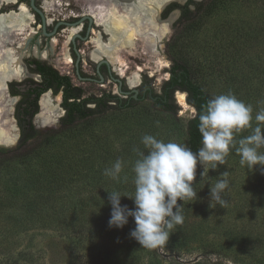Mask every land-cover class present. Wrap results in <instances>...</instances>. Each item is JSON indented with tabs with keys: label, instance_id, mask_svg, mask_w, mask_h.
<instances>
[{
	"label": "rangeland",
	"instance_id": "1",
	"mask_svg": "<svg viewBox=\"0 0 264 264\" xmlns=\"http://www.w3.org/2000/svg\"><path fill=\"white\" fill-rule=\"evenodd\" d=\"M43 1L39 0L40 4ZM54 1L57 3V11L48 14L43 12L49 17V21L52 18L55 21L61 20L65 13H77L75 9L89 14L95 4L94 0H78L79 4L75 3L77 0ZM1 3L3 5L0 13L14 9L12 3ZM20 6L14 10L19 12ZM5 8H8L7 12H3ZM25 21L27 27L23 30L24 34H20L22 39L14 46V50L17 53L22 52L27 67V59L32 57L46 61L60 73L69 75L76 85L84 89L85 96L100 95L104 90L113 94L119 93L118 84L111 79L103 82L82 81L75 75L73 59L70 62L66 60V53L71 54L66 45L68 37L74 34H71V28H60L50 37L47 33L52 31L53 25L45 24L43 33L42 25L34 14L26 17ZM171 31L167 36L169 39L166 37L159 46H148L149 55L145 49L146 45H150L145 41L146 34H138L131 47L121 50V63H113L114 68L118 72L120 67L125 69L126 76L123 78L127 82L134 74L140 75L141 80L146 76L154 90L159 93L163 83L170 77L169 69L173 60L188 62L197 72L193 75L194 80L212 97L231 91L240 100L253 105L252 122L256 124L254 117L261 108V104H258L260 98L257 96L264 95V0L217 2L193 22L172 34ZM90 35L95 36L92 33ZM175 42L177 44L174 46ZM94 44L90 38L76 42L82 56V69L93 76L95 72L91 53L95 49ZM0 65L3 66L1 73L8 71L6 61L0 62ZM29 71L36 77L34 74L37 73L30 68ZM29 77L11 79L8 82H22L19 88L24 91L28 87L24 81ZM33 77L36 81L40 80L39 77ZM141 83L138 80L133 87L136 88ZM177 92L185 94L184 104L178 101ZM0 96V113L5 120L0 127L4 130L6 128L5 131L12 134L10 136H16L14 143L4 146L14 149L18 146L19 139L14 111L21 95H11L7 87ZM41 99H44L45 109L42 108ZM174 101L178 106L176 115L160 110L146 97L136 101L132 107L112 108L85 120H78L69 129L63 130L62 134L59 133L61 135L58 137L64 136L62 138L66 145L60 150H66V153L75 152L78 159L76 178L72 184L79 189L77 197L74 202L69 197H64L65 206L59 219L46 217L50 225L43 222L45 225L42 226L38 222L20 228L15 222L14 212L21 215L17 207L0 210V264H264V251L254 244H257L259 237H264V166L257 165L255 169L248 170L247 166L240 165V158H226L225 165L210 170L203 180L200 176L202 168L198 165L199 183L195 189L197 198L185 203L178 201L182 206L184 203V223L171 230L169 240L164 245L151 250L142 248L130 237V231L135 227L131 217L123 229L109 227L112 206L108 200V191L116 190L121 195H134V173L131 169L138 157L133 148L139 147L147 151L140 142L141 137L151 134L164 142L187 145V121L196 111L187 102L186 93L183 91L174 93ZM60 102L61 92L55 95L47 91L41 95L40 110L34 117L39 135L43 136L61 128L64 112L62 110L59 113ZM50 109L54 116L47 118L44 112ZM41 137L18 148L20 153L36 149L30 154L32 162L40 160L42 156L47 159L55 157V148L44 154L45 150L39 149ZM234 138L237 140L238 136L235 135ZM261 153L264 154V148ZM87 157L94 159L91 174L86 170ZM28 158L29 156L21 161L25 162ZM117 158L125 161L122 175L128 176L127 183H117L103 175L104 168ZM17 161L19 160L14 163ZM65 166L70 168L68 164ZM16 171H0V189L18 188ZM225 171L229 173L227 178L230 182L224 194L228 203L222 207L213 202L210 207L211 183L222 179L220 174ZM34 194L33 191L32 196ZM1 196L7 203V192H2ZM76 204L82 207L93 206L92 209L95 210L91 211L89 208L86 216L80 218ZM121 204L134 208V201L128 197H122ZM71 207L75 208L76 214L69 211ZM98 214L103 216L97 221L94 217ZM87 218H93L96 222L88 221L90 224L87 225Z\"/></svg>",
	"mask_w": 264,
	"mask_h": 264
},
{
	"label": "trees",
	"instance_id": "2",
	"mask_svg": "<svg viewBox=\"0 0 264 264\" xmlns=\"http://www.w3.org/2000/svg\"><path fill=\"white\" fill-rule=\"evenodd\" d=\"M211 9H213V7ZM36 16L39 18L37 13ZM196 19L197 18L194 20ZM173 43L174 42L171 44L173 45ZM176 44L177 42H175L174 46ZM27 64L31 71L40 75V80L36 81L32 78L26 79L24 83L28 84V87L24 91L19 88L22 82H8L11 95H21L14 111V117L19 128V139L18 146L14 149L0 147V171L8 169L14 172V170H17L15 174L19 183L18 188L9 187L8 189H0V210L6 209V207H17V209L21 211V215L18 216L14 212L16 216L15 222L20 228L29 223L38 224V222H40L42 226L45 225L43 222H48L47 224L50 225L46 217L59 219L61 210H64L63 207L65 206L63 202L64 197H69L71 202H74L77 197L79 189H76L72 184L74 183V178H76V162L78 159L75 152L66 153V150H60L63 145H66L65 139L62 138L64 136L58 137V135H61L63 130L66 131L69 129L78 120H85L112 108H129L138 101L132 96L129 98H122L117 94L105 90L100 95L91 94L85 96L84 89L81 86L76 85L69 75L60 73L50 63L40 59L30 58L27 60ZM169 72L170 77L163 83L161 93L157 94L153 92L152 94L146 95V97H149L153 101L155 107L176 115L178 106L174 101V93L177 90L186 93L187 102L194 107L196 111L194 116L187 121L186 144L193 151H196L201 147V135L197 129V124L199 122L198 116L202 106L212 98V95L206 91L200 83L194 80L193 75L197 72L188 62L178 59L173 60ZM75 75L77 77L79 75L84 77L85 74L79 71V74L77 73ZM144 81L145 83L148 82L146 76ZM47 91H51L55 95L61 92L60 105L64 109V115L61 117L60 129L52 130L48 134L45 133L42 136L39 135L34 124V117L40 110L39 99L41 95ZM257 97L260 98V101L264 100V95H258ZM261 107H264V105H261ZM252 126L254 128L256 124L252 122ZM262 132H264V128H262ZM249 134H251V129H246L236 135L239 139ZM37 137H41L39 149L45 150L43 154L48 151L51 152L53 148H55L53 150V154H55L54 158L47 159L42 156L40 160L32 162L30 154L33 151L35 152L36 149L20 153L18 148ZM238 139L236 141H238ZM262 149L263 148L259 151L261 152ZM27 156H29L28 160L25 162L21 161ZM229 157L240 158L236 154L234 148H230L229 155L226 158ZM16 160L19 161L14 163ZM86 160L88 161V169L86 170L87 173H90L92 163L94 164V159L92 160L87 157ZM66 164L70 167L69 169L66 168ZM198 183L199 177L197 174L196 180L193 182L194 191L198 187ZM30 191H32V193H30ZM33 191L35 192L34 196H32ZM114 191L116 192V190ZM2 192H7V203L3 201L1 196ZM76 206V211H80V218L86 216L85 214L89 208L91 211L95 210L92 209L93 206L82 207L77 204ZM69 211L76 214L74 207H71ZM102 216L103 215L98 214L94 218L98 221L102 219ZM96 220L87 218V225L90 224L89 222H96ZM53 221L56 220H52V222ZM263 238L264 237H259L256 241L257 244H254L261 247V250L264 251Z\"/></svg>",
	"mask_w": 264,
	"mask_h": 264
},
{
	"label": "clouds",
	"instance_id": "3",
	"mask_svg": "<svg viewBox=\"0 0 264 264\" xmlns=\"http://www.w3.org/2000/svg\"><path fill=\"white\" fill-rule=\"evenodd\" d=\"M258 104L264 105V100ZM254 119L256 126L253 128V105L229 91L210 98L202 106L197 124L201 147L196 151L185 144L164 142L151 134H144L140 142L147 151L133 148L138 157L131 169L134 195L108 191L112 206L109 227L123 229L131 217L135 227L130 231V237L142 248L151 250L164 245L171 230L184 223V203L197 198L193 182L198 165L202 168L200 176L203 180L210 170L227 163L230 148H234L241 166H247L248 170L257 165L264 166V154L259 151L264 148V107ZM246 129H251V134L236 141L235 135ZM124 168L125 161L117 158L104 168L103 175L117 183H127L128 176L122 175ZM228 175L225 171L220 174L222 179L211 183L210 207L213 202L222 207L228 203L224 196L230 184ZM122 197L132 199L134 208L122 205ZM178 201H183V206Z\"/></svg>",
	"mask_w": 264,
	"mask_h": 264
},
{
	"label": "bare ground",
	"instance_id": "4",
	"mask_svg": "<svg viewBox=\"0 0 264 264\" xmlns=\"http://www.w3.org/2000/svg\"><path fill=\"white\" fill-rule=\"evenodd\" d=\"M2 1L3 0H0V6ZM109 1H112V4H114L112 8L104 6L98 0H94L95 4L92 5L93 8L89 11V13L94 15L97 18V21L103 25L105 32L109 36L108 40L102 39V36L99 33L92 37L91 40L95 43V49L92 51L91 55L95 60L98 59L101 55H106L114 61L113 63H121V60L119 58L121 50L125 47H131L134 44L138 34H143L145 31H148L150 29H152L150 35L145 38V41L149 42L150 44L145 46L146 53L148 55L150 53L148 51V46L152 48L155 45L162 44V42H164L165 39L168 38L167 36L171 31L169 29V25L174 19V15H172L167 21L161 22L159 21V14L164 5L169 0ZM116 2H120L123 6H125L127 11L118 12L115 6ZM75 3L79 4V1L77 0L75 1ZM19 10V12L12 10L7 13H0V62L6 61L8 67L7 72L1 73V68L3 66L0 65V93H5L8 87L7 83L9 80L23 79L25 76L30 75L23 61L22 52H15L16 49L14 50V46L18 44L19 41H21L22 38L20 34H24L23 30H25L27 27L25 21L26 17H29L31 15L33 16V14L24 4L20 6ZM44 11L47 14L56 12L57 3L54 0L52 2H49V0H47L45 2ZM78 30V28H71L70 32L72 34L76 33ZM69 38L70 37H68V39ZM4 45H7V47L5 48ZM8 57L10 58V60H8ZM66 60L69 62L72 61V57L68 52L66 53ZM119 74L121 76H126L125 69L120 67ZM138 80H140L138 74L130 76L128 78L130 87L135 86ZM177 97L180 103H185L184 93L177 92ZM1 100L2 99L0 96V102ZM42 106L43 109L46 108L44 99L42 100ZM58 109L60 113L62 111L61 107H59ZM52 113L53 111L51 109L44 112L46 117L48 116L47 118H52L54 116V114ZM4 122L5 120L0 113V126ZM5 130L0 127V144H2V146L12 144L16 139V136L15 138L10 136L9 134L11 133H9L8 130Z\"/></svg>",
	"mask_w": 264,
	"mask_h": 264
},
{
	"label": "flooded vegetation",
	"instance_id": "5",
	"mask_svg": "<svg viewBox=\"0 0 264 264\" xmlns=\"http://www.w3.org/2000/svg\"><path fill=\"white\" fill-rule=\"evenodd\" d=\"M5 1L7 3L14 4V5H12V7L14 9H18L19 5H22V4H24L25 6L27 5V7L30 9V11L34 14L36 20L42 25V31H43L42 17L39 13H37L32 8L30 0H15V1L14 0H3L2 2L4 3ZM98 1H100V3H102L104 6L109 7V8H112L114 5V4H112L113 2L109 1V0H98ZM43 2H45V0ZM43 2L40 4L39 0H35V5L37 7H39L45 13ZM217 2L222 3V2H224V0H169L164 5V7L162 8V10L159 14V21H161V22L167 21L172 15H174V19L171 21V23L169 25V29L172 30L171 31V34H172V32L178 31L184 25L193 22V20L195 18H197L202 12L207 13L209 11L210 6L212 4L213 5L216 4ZM2 5L3 4L1 3L0 12H1ZM115 6H116V9L118 12L119 11L120 12H126L127 11L125 6H123L120 2H116ZM8 8L3 9V12L4 11L7 12ZM9 10L12 11V9H9ZM66 10H67V8H66ZM71 10H74V9L72 8ZM75 11L77 13L71 12L72 14H68V15L66 13L63 14L62 19L61 20L59 19L57 21H55L56 20L55 18H52L49 21V17L47 18L46 14H44L45 24L53 25L52 31L48 32L47 34L50 37H52L58 32V30L60 28L61 29L62 28L67 29V28H72V27H76V28L78 27L79 30L76 33H80L81 36L76 37L73 41L72 38H73V35L75 34L74 33L70 36V38L68 39V42H67V46L71 50V54H70V52H69V54L71 55L73 62H74V73L77 74L78 71H82L85 74L84 77H82L83 80L80 79V77L78 76L79 79L82 81H91L92 80V81L103 82L107 79H111L116 84H118L119 93H114V94H117L122 98H129L130 96L134 97L133 89L135 87H130L129 83L127 81H125V79H124L125 77L123 78V76H121L119 74V72L114 68V66H113L114 61L111 60L108 56L101 55L102 57L100 56L98 60H95L90 56L91 60L94 61V66H92V67L94 69L96 77L86 73L82 69V56L81 55H80V57H81L80 61L78 62V66L76 65L78 53H79L78 52V46H76L77 40L87 41L89 38L91 40L93 37L90 35L91 33L95 34V35L97 33H99L102 36V39H104V40H108L109 36L105 32L103 25L97 21V18L94 15H92L90 13L89 14L83 13L81 11V9L80 10L75 9ZM36 13L39 15V18L36 16ZM88 17H91L92 21H90V19ZM55 28H56V30H55ZM89 28H90V30L87 33ZM54 30H55V33L52 35L51 33ZM151 31H152V29L145 31L143 33V34H146V38H147V36L150 35ZM43 33H44V31H43ZM171 34H170V36H171ZM167 41H166V43L168 45ZM155 46H159V45H155ZM65 48H66V45H65ZM32 58H36V57H32ZM36 59H38V58H36ZM103 60H107L108 63H105V62L102 63ZM102 79H103V81H101ZM116 79H121L122 84H120ZM141 81H142V83H141L142 85H139L138 87H136V89L138 90V93H137V97H134V99L140 100L142 98H146V95L152 94L153 92L157 93V94L161 93V91L159 93L156 92L150 82L145 83V81L141 80V77H140V82ZM177 91H179V90H177Z\"/></svg>",
	"mask_w": 264,
	"mask_h": 264
},
{
	"label": "water",
	"instance_id": "6",
	"mask_svg": "<svg viewBox=\"0 0 264 264\" xmlns=\"http://www.w3.org/2000/svg\"><path fill=\"white\" fill-rule=\"evenodd\" d=\"M30 3H31V6H32V8L37 12V13H39L40 15H41V17H42V22H43V31H44V33H45V16H44V13H43V11L39 8V7H37L36 5H35V0H30ZM89 19H90V21H92V18L91 17H88ZM55 30H56V28H55ZM55 30L51 33V34H54L55 33ZM89 30H90V28L88 29V31H87V33L89 32ZM81 35H80V33H75L74 35H73V41H74V39L76 38V37H80ZM80 54L78 53V58H77V62H76V65L78 66V62L80 61ZM103 62H105V63H108V61L107 60H103L102 61V63ZM26 65V64H25ZM27 67V66H26ZM27 69H28V71H29V68L27 67ZM29 73H30V75H28V76H30L29 78H32L33 77V74H31L32 72H30L29 71ZM78 74H79V71L77 72ZM36 77H33V78H40V75L39 74H34ZM27 77V76H26ZM79 77H80V79H82V77L79 75ZM120 84H122V80L121 79H116ZM101 81H103V79L101 80ZM7 86H8V83H7ZM133 91H134V97H137V93H138V90L136 89V88H134L133 89ZM129 93V92H128ZM62 110H63V112H64V109L62 108ZM16 125V127H17V129H18V138H19V128H18V126H17V124H15ZM18 140V139H17ZM17 142V141H16ZM1 146V145H0ZM1 147H6V146H1Z\"/></svg>",
	"mask_w": 264,
	"mask_h": 264
}]
</instances>
